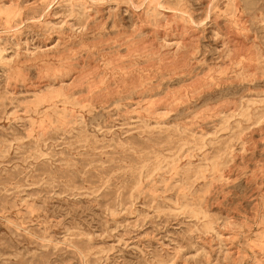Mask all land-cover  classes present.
Here are the masks:
<instances>
[{"label": "rangeland", "instance_id": "obj_1", "mask_svg": "<svg viewBox=\"0 0 264 264\" xmlns=\"http://www.w3.org/2000/svg\"><path fill=\"white\" fill-rule=\"evenodd\" d=\"M0 264H264V0H0Z\"/></svg>", "mask_w": 264, "mask_h": 264}, {"label": "bare ground", "instance_id": "obj_2", "mask_svg": "<svg viewBox=\"0 0 264 264\" xmlns=\"http://www.w3.org/2000/svg\"><path fill=\"white\" fill-rule=\"evenodd\" d=\"M92 4H93V3H92ZM92 4H91V6H92ZM95 4H98V3H95ZM128 4H129L130 6L133 5V3H128ZM94 6H95V5H94Z\"/></svg>", "mask_w": 264, "mask_h": 264}]
</instances>
